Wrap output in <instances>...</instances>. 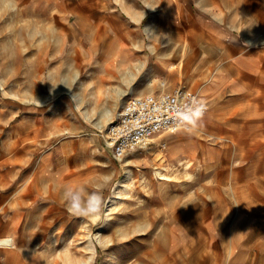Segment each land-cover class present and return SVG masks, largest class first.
<instances>
[{
	"label": "rangeland",
	"instance_id": "1",
	"mask_svg": "<svg viewBox=\"0 0 264 264\" xmlns=\"http://www.w3.org/2000/svg\"><path fill=\"white\" fill-rule=\"evenodd\" d=\"M149 21L145 17L135 25L131 34L140 40L139 55L126 59L130 68L121 73L118 58L102 57L123 44L116 25L99 24L97 14L82 19L55 0H0V131L19 120L29 133L46 130L44 144L28 148L27 176L34 171L39 188L29 214L25 208L2 210L0 201V221L7 223L14 212L20 216L18 233L10 234L16 242L10 264H227L230 259L231 226L242 225L243 209L253 212L259 204L244 201L243 170L230 169L240 183L228 186L230 154L218 155L217 146L226 150L229 143L214 135L225 133L230 122L206 121L210 113L227 118L219 104L228 96L227 85L212 72L222 61L200 66L172 57L157 68L163 59L149 52L155 49L146 37ZM109 63L116 67L105 71ZM100 77L102 84H96ZM177 86L198 91L208 102L199 127L159 135L150 146L114 161L101 135L123 101ZM45 154L52 162L42 160ZM69 188L84 189L85 197L101 193L99 212L71 214L63 197Z\"/></svg>",
	"mask_w": 264,
	"mask_h": 264
},
{
	"label": "crops",
	"instance_id": "2",
	"mask_svg": "<svg viewBox=\"0 0 264 264\" xmlns=\"http://www.w3.org/2000/svg\"><path fill=\"white\" fill-rule=\"evenodd\" d=\"M55 1L65 11L79 12L82 19L91 20L97 14L99 24L107 21L116 25L123 44L107 50L102 57L118 58L121 73L130 68L126 65L127 60L139 55L140 40L137 34L132 36L131 33L145 17L150 20L146 29L147 41L153 43L148 45L155 48L149 52H156L153 56L163 59L155 64L157 68L160 64L163 68L169 65V60L165 59L172 57L186 58L188 63L197 62L200 66L210 59L222 61L212 72L220 74L218 79L227 85L225 102H218L225 108V112H220L227 118H222L220 113L207 115L209 109L204 116L207 115L209 119L206 121L213 124L224 120L230 122L225 133L214 135L227 139L229 143L226 150L224 145L217 146L218 155L230 154L228 186L232 181L234 185L240 183L238 173L230 175V169L243 170L244 201L259 204L258 208L253 207V212L246 213L243 209L241 216L247 217L242 225L231 226L227 264H264V0ZM128 38L132 39L131 46L125 44ZM103 67L105 71H112L116 66L109 63ZM102 81L100 77L95 82L102 84ZM195 92L202 98L198 91ZM19 121V125L0 131V188H3L0 201L4 204L2 210L25 208L29 214L39 188L35 172L30 171L32 174L27 176L31 156L28 148L43 145L46 130L29 133ZM219 146L223 149L220 150ZM51 157L45 154L42 160L52 162ZM234 198L241 203L237 196ZM18 217L14 212L7 223L0 221V238L15 230L18 233ZM11 252L0 249V264H10Z\"/></svg>",
	"mask_w": 264,
	"mask_h": 264
},
{
	"label": "built area",
	"instance_id": "3",
	"mask_svg": "<svg viewBox=\"0 0 264 264\" xmlns=\"http://www.w3.org/2000/svg\"><path fill=\"white\" fill-rule=\"evenodd\" d=\"M163 86L164 83H161ZM193 98L205 104L206 114L209 109L206 101L186 86L128 97L101 135L111 158L120 162L139 149L150 146L162 134L187 133L182 126L177 127L175 117L179 115L178 108Z\"/></svg>",
	"mask_w": 264,
	"mask_h": 264
},
{
	"label": "clouds",
	"instance_id": "4",
	"mask_svg": "<svg viewBox=\"0 0 264 264\" xmlns=\"http://www.w3.org/2000/svg\"><path fill=\"white\" fill-rule=\"evenodd\" d=\"M195 101V103H193ZM179 115L175 119L177 127H183L192 132L199 124L206 112L205 104L193 98L187 104L178 108ZM84 189H65L63 197L67 204V210L75 216H88L99 212L102 205V194L96 191L90 192L85 197L82 195ZM16 247V242L11 235L0 238V249L11 250Z\"/></svg>",
	"mask_w": 264,
	"mask_h": 264
},
{
	"label": "bare ground",
	"instance_id": "5",
	"mask_svg": "<svg viewBox=\"0 0 264 264\" xmlns=\"http://www.w3.org/2000/svg\"><path fill=\"white\" fill-rule=\"evenodd\" d=\"M72 98H73V100H76V96L73 95Z\"/></svg>",
	"mask_w": 264,
	"mask_h": 264
}]
</instances>
